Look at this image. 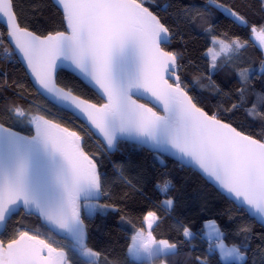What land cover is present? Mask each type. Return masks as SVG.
I'll return each mask as SVG.
<instances>
[{"label": "snow or ice", "instance_id": "snow-or-ice-1", "mask_svg": "<svg viewBox=\"0 0 264 264\" xmlns=\"http://www.w3.org/2000/svg\"><path fill=\"white\" fill-rule=\"evenodd\" d=\"M52 3L60 16L59 28L42 35L20 22L15 0H0V24L6 23L7 36L38 90L52 103L86 120L91 126L89 133L102 138L105 152L128 140L179 157L215 182L264 228V133L255 137L246 134L222 114L201 106L191 94L182 75L184 55L168 47L177 35L161 15L168 6L153 9L145 0ZM209 4L233 24L251 25L252 33L260 27L258 38L264 47V25L253 23L225 0H209ZM257 6L264 14V0H257ZM178 15L189 24L203 21L204 32L212 36L214 45L220 44L222 52L245 47L239 37L231 46L216 38L207 6L182 5ZM217 55L213 54L212 62L200 74L208 78L209 89L221 96L225 93L217 85L216 75L227 71L238 77L242 85L239 99L243 101L252 79H264V60L257 68L244 66L247 61L218 62ZM58 62L70 65L73 73L98 90L103 102L92 103L58 86ZM259 99L264 102V96ZM241 107L243 103H237L225 110L235 115ZM24 123L32 126L34 134L22 135L8 126ZM82 141L76 131L42 114L15 105L5 107L0 115V226L5 228L0 238V264H76L66 249L54 246L49 239L18 228L9 233L8 221L23 213L38 216L49 232L65 234L73 242V250L94 258L89 264H120L88 245L85 217L114 214L124 223L126 210L120 202L143 190L131 184L121 194L114 192L96 154L86 152ZM168 186L164 181L154 187L164 195L163 205L171 209L174 198H169ZM143 221L127 248L132 261L144 259L152 264L154 257L177 255L178 246L194 236L189 226L180 224L177 232L182 230V240L157 238L154 231L163 220L156 211H148ZM209 227V236L220 232L215 222H206L205 229ZM240 231L245 233L246 251L254 234L251 228ZM219 249L221 259L235 257L247 264L240 248H226L221 243ZM202 259L197 256L195 264H201Z\"/></svg>", "mask_w": 264, "mask_h": 264}, {"label": "trees", "instance_id": "trees-1", "mask_svg": "<svg viewBox=\"0 0 264 264\" xmlns=\"http://www.w3.org/2000/svg\"><path fill=\"white\" fill-rule=\"evenodd\" d=\"M145 3L153 9H163L168 6L167 12H162L161 15L177 30L176 37L168 47L184 55V59L180 61L185 66L182 75L191 94L201 101V106L222 114L228 118L227 122L246 134L255 137L264 133L262 128L264 120L261 119L264 117L262 111L264 102L259 99L264 96V79L254 77L247 86L250 91L245 90V97L241 101L239 92L242 85L238 83V77L227 71H221L216 75L215 81L225 95L221 96L211 91L208 78L200 73L212 62L206 55L208 49L216 48L217 44L214 45L212 36L204 32L203 21L201 24L182 22L178 8L182 5L207 6L218 40H223L225 44L231 46L232 40L240 38L245 47L234 52L221 53L217 57L218 62L227 61L228 64H232L233 61L236 63L247 61L244 66L254 65L259 68V62L264 60V51L252 39L251 25L246 28L233 24L231 18L214 10L209 0H145ZM225 3L229 6L235 4L250 21L264 25V14L258 10L257 0H225ZM15 10L20 22L29 30L43 35L51 29L59 28L60 16L50 0H15ZM257 32L261 33L260 27H257ZM189 60H192L191 64ZM58 74V86L92 103H102L95 93L75 77L63 71ZM237 103H243V107L236 110L235 115L225 110ZM7 105L20 106L22 109L42 114L80 134L85 151L96 154L101 172L117 194L128 190L131 184H136L143 190L120 202V206L126 210L124 223H120L118 216L114 214L107 216L98 214L91 219L85 217L88 245L106 254L110 260L119 261L120 264H147L146 261H131L127 256V248L131 243V236L144 223L143 216L148 211H156L163 220V223L155 228L154 235L157 238L182 240V230L179 234L177 232L180 224L189 226L194 236L178 246L179 254L154 257L152 264H195L197 256L203 257L201 264H243V262H224L208 247V241L204 238L206 222H215L220 229V240L223 244L227 247L240 248L247 264H264V236L260 235L264 233L263 228L195 172L182 168L169 159L122 142L118 143L114 153L105 152L106 147L101 145L95 135L89 133L85 125L53 106L35 91L25 70L7 43L6 30L0 26V115L4 113ZM8 126L22 135L32 134L30 124ZM164 181L169 182L167 193L169 198H174V207L171 209L163 205L165 197L154 187L158 183L162 185ZM17 228L49 239L54 246H62L76 264H89V261L84 260L72 249L71 242L51 234L39 219L24 213L16 214L8 221L7 231L11 233ZM244 228H251L254 234L247 241L246 251H244L245 233L240 231ZM4 235L5 228L0 238ZM255 256H259L258 262L253 260Z\"/></svg>", "mask_w": 264, "mask_h": 264}, {"label": "water", "instance_id": "water-1", "mask_svg": "<svg viewBox=\"0 0 264 264\" xmlns=\"http://www.w3.org/2000/svg\"><path fill=\"white\" fill-rule=\"evenodd\" d=\"M51 3H52V0H50ZM53 4V3H52ZM1 27H3L5 30H6V23L5 24H0ZM7 32V31H6ZM7 43L8 45L10 46V48L13 50V52L15 53L16 55V58H17V61L19 62V64L22 66V68L25 70L26 72V75L29 77V80L31 82V84L33 85V88L35 89V91L41 96L43 97L46 101H48L49 103H51L53 106H55L56 108H59L63 111H65L66 113L70 114L71 116H73L75 119H77L79 122H81L83 125H85L88 129L91 127L86 120H82L80 119L75 113L69 111V110H66L63 106H58L57 104H54L52 103L49 99H47L45 97V95L40 92L37 88V86L35 85L34 83V79L31 77V74L30 72L27 70L26 68V64L22 61V58L18 55V53H16V50H15V45L14 43L10 40V38L7 36ZM71 66L68 65L67 63H64V64H60L58 62V68H57V73L60 72V71H63V72H66L68 74H70L71 76L75 77L78 81H80L85 87H87L88 89H90L93 93H95V95L100 99L99 95H98V90H96L93 86H91L90 84L86 83L84 80H82L79 76H77L75 73H73L71 70H70ZM67 91V90H66ZM101 100V99H100ZM103 102V101H102ZM94 131V130H93ZM32 134H34V130L32 128ZM95 137L100 141L102 138H98L97 135H95ZM119 142H122V143H128L130 145H134L138 148H141L151 154H154V155H157L159 157H162V158H165V159H169L175 163H177L180 167L182 168H185V169H189L193 172H195L197 175H199L205 182H207L211 187H213L220 195H222L223 197H225L228 201H230L232 204H234V206H236L238 209H240L238 207V205L233 201V198L229 197L226 193H224L222 190L219 189V187L215 184V182H213L212 180H210L207 176H205L204 174H202L197 168H195L194 166L188 164L186 161H183L181 160L179 157H174V156H171V155H168L166 153H158L156 151H154L153 149H151L149 146L147 145H142V144H139L138 142H135V141H128V140H121ZM118 142V143H119ZM106 147V145H105ZM115 150L111 151L110 154L114 153ZM25 215H28L27 213H24ZM250 218H251V214L250 213H246ZM16 215V214H14ZM13 215V216H14ZM30 216H33L37 219H39L40 223L46 227L47 229V226L44 224V222L36 215H30ZM252 219V218H251ZM254 220V219H252ZM254 222L258 225L259 223L257 221L254 220ZM264 229V228H263ZM4 231V226H0V235L2 234V232ZM51 233V232H50ZM53 234V233H51ZM54 236L60 238V239H66L67 241L73 243L71 241L70 238H68L65 234H62V233H55L53 234Z\"/></svg>", "mask_w": 264, "mask_h": 264}, {"label": "rangeland", "instance_id": "rangeland-1", "mask_svg": "<svg viewBox=\"0 0 264 264\" xmlns=\"http://www.w3.org/2000/svg\"><path fill=\"white\" fill-rule=\"evenodd\" d=\"M243 26V25H242ZM260 36V33L259 32H256V33H252L251 32V37H252V39L254 40V42H255V44L260 48V49H262V51H264V47H261L260 46V42H259V37ZM213 49V52L212 53H209L208 51H207V53H206V55L208 56V58H210V60L212 61V57H213V54H218L217 55V57L221 54V53H226V52H222L221 51V46H220V44H217V46H216V48H212ZM145 232H147V228L145 227ZM79 256H81L79 253H78V251H75ZM84 260H87V261H90V259H94V258H89V257H84V256H81ZM231 258H234V257H231ZM228 259V260H230L231 262H234V261H232L233 259ZM258 259H259V256H255L254 258H253V260L255 261V262H258ZM235 260V259H234ZM141 261H145L144 259H141L140 261H138V262H141Z\"/></svg>", "mask_w": 264, "mask_h": 264}, {"label": "crops", "instance_id": "crops-1", "mask_svg": "<svg viewBox=\"0 0 264 264\" xmlns=\"http://www.w3.org/2000/svg\"><path fill=\"white\" fill-rule=\"evenodd\" d=\"M208 232H212V229H211V227H209V228H207V229H205V225H204V238L207 240V241H216V244H214L213 245V247H212V249H213V251H215L217 254H218V256H219V258H220V249H219V245L221 244V243H223L221 240H220V238H221V235H220V233L218 232V233H216V234H214V235H211V236H209L207 233ZM226 248H230V247H227V246H225ZM129 258V257H128ZM231 257H226V258H224V259H221L222 261H224V262H230V260H228V259H230ZM130 259V258H129ZM231 259H233L232 261H234V262H242V261H237V259L234 257V258H231ZM235 259V260H234ZM131 260V259H130ZM132 261V260H131ZM133 262H136V261H133Z\"/></svg>", "mask_w": 264, "mask_h": 264}, {"label": "built area", "instance_id": "built-area-1", "mask_svg": "<svg viewBox=\"0 0 264 264\" xmlns=\"http://www.w3.org/2000/svg\"><path fill=\"white\" fill-rule=\"evenodd\" d=\"M216 242L208 243V247L211 249L212 245L215 244Z\"/></svg>", "mask_w": 264, "mask_h": 264}]
</instances>
